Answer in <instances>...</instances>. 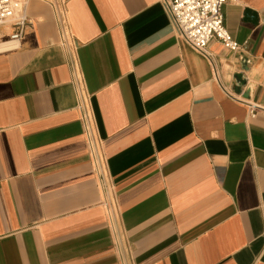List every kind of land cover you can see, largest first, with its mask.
<instances>
[{"label":"crops","instance_id":"obj_1","mask_svg":"<svg viewBox=\"0 0 264 264\" xmlns=\"http://www.w3.org/2000/svg\"><path fill=\"white\" fill-rule=\"evenodd\" d=\"M24 1L0 51V264H264V0L225 3L241 48L207 55L160 0Z\"/></svg>","mask_w":264,"mask_h":264},{"label":"built area","instance_id":"obj_2","mask_svg":"<svg viewBox=\"0 0 264 264\" xmlns=\"http://www.w3.org/2000/svg\"><path fill=\"white\" fill-rule=\"evenodd\" d=\"M166 7L170 18L181 38L194 49L206 54V47L211 40H216L224 48L232 51L239 50L240 44L230 36L223 24L221 8L227 2L236 0H160ZM24 0H0V26L13 15L9 21L13 29L5 42H18L24 35L25 29L31 25V20L25 15ZM54 20L62 44L67 45L70 38L67 27L66 13L62 7H53ZM207 55V54H206ZM253 109L250 114L253 115ZM86 136L89 137V125L92 114L84 110L81 114ZM264 235V232H263Z\"/></svg>","mask_w":264,"mask_h":264},{"label":"rangeland","instance_id":"obj_3","mask_svg":"<svg viewBox=\"0 0 264 264\" xmlns=\"http://www.w3.org/2000/svg\"><path fill=\"white\" fill-rule=\"evenodd\" d=\"M14 18H15V15H13L12 17H10L8 19L7 24L0 26V42H4V41L8 40V36H4V34L6 31H9V29H7L8 27H11V25H9V24H11L9 21H11ZM2 29H4V31H5L4 33L2 32L3 31Z\"/></svg>","mask_w":264,"mask_h":264},{"label":"bare ground","instance_id":"obj_4","mask_svg":"<svg viewBox=\"0 0 264 264\" xmlns=\"http://www.w3.org/2000/svg\"><path fill=\"white\" fill-rule=\"evenodd\" d=\"M6 21H8V19ZM13 45V42H0V51L11 48Z\"/></svg>","mask_w":264,"mask_h":264}]
</instances>
